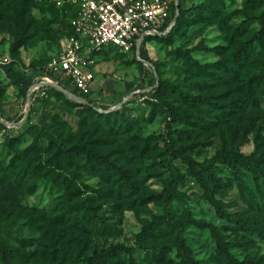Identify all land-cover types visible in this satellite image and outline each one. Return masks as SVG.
I'll list each match as a JSON object with an SVG mask.
<instances>
[{
	"label": "rangeland",
	"instance_id": "374dc122",
	"mask_svg": "<svg viewBox=\"0 0 264 264\" xmlns=\"http://www.w3.org/2000/svg\"><path fill=\"white\" fill-rule=\"evenodd\" d=\"M167 1L169 19L173 10L178 20L180 0ZM181 4L186 11L181 28L170 40L146 45L152 63L117 48L95 57L90 100L106 113L118 111L130 125L128 132L115 135L97 128L98 119L85 104L41 81L44 68L67 43L74 15L70 1L0 0V62H9L0 64V110L13 126H0V236L32 260L48 256L58 263L85 264L75 261L77 253L91 256L124 245L140 264H179L177 251L165 260L157 256L163 241H140L145 226L166 215L164 192L176 169L180 177L171 219L182 229L193 258L200 264H220L213 227L237 259L264 263V240L221 219L183 160L170 155L166 145L177 151L189 148L187 154L202 164L224 148L264 155V94L257 103H248L241 87L264 63V39H258L261 32L264 36V8L248 10L245 0ZM244 43L250 45L252 60L233 78L223 66L236 67L232 56ZM24 78L33 82L27 95L21 91ZM156 79L163 84L158 91ZM39 86L29 100L30 91ZM185 96L206 97L208 104L191 105ZM172 107L183 120H171ZM62 142L74 149L59 153ZM84 146L129 168L135 190L121 193L116 178H108L83 152ZM215 163L223 183L217 199L227 211L252 222L264 220L255 203L258 188L252 174ZM238 175L246 183L245 195L237 187ZM81 202H88L106 225L70 210ZM60 214L77 219L81 228L53 226L51 218ZM119 259L129 260L124 253Z\"/></svg>",
	"mask_w": 264,
	"mask_h": 264
},
{
	"label": "trees",
	"instance_id": "16d2710c",
	"mask_svg": "<svg viewBox=\"0 0 264 264\" xmlns=\"http://www.w3.org/2000/svg\"><path fill=\"white\" fill-rule=\"evenodd\" d=\"M245 7L248 10L255 9H263L264 8V0H245ZM176 12L179 14L178 20H176L175 26L173 29L165 36V37H156L150 38L148 42H145L140 51V58L147 62L152 63L146 45L147 43L155 40H170L174 34L181 28L182 20L185 19L186 11L183 10L181 0L180 4L177 6ZM175 12V13H176ZM168 20V24L165 26V30L169 27L171 22L175 20L176 14H173ZM72 34L71 25L69 30V35ZM236 34L234 33L233 36ZM263 32L260 33L258 39L263 41L264 36ZM250 45L249 43H244L241 49L233 55V60L236 67H229L227 65L223 66V69L226 70L227 74L233 78H236L238 74L239 68L244 67L246 63H250L252 60L251 53L249 51ZM207 50L208 48H202ZM104 51V50H103ZM102 51L96 54L99 55ZM190 61L194 64L193 60L189 58ZM11 67L7 68L8 72L11 74ZM242 91L244 92L246 102L255 104L257 103L259 95L264 94V63L262 65L261 72L254 76L251 79L244 80L242 83ZM21 91L23 95H27L31 87L33 86V82L30 78H24L21 84ZM59 86L63 89L71 92L74 96L78 98H83V96L78 92V90L74 89L68 82L59 81ZM163 84L159 79L155 80L154 88L156 91L162 87ZM53 90V89H52ZM57 92V91H55ZM61 94L60 92H57ZM62 95V94H61ZM88 101V104H85L84 107L89 108L94 111L98 122L97 128L101 130H107L112 134L119 135L121 133L128 132L130 129V125L127 120L123 117L119 116L118 111H112L106 113L108 110H104L103 108L97 107L89 98H85ZM185 101L191 105L198 104H208V100L206 97H192L185 96ZM103 110V112H100ZM171 120L175 123L184 119V116L180 115L175 108L172 107L170 112ZM0 117L4 118V114L0 110ZM3 126V124H0ZM5 128V127H4ZM30 129L39 130L38 127L32 126ZM99 129V130H100ZM46 132L45 130H43ZM168 146V151L170 155H173L176 159H182L186 167L188 168V173L191 177H193L197 183L200 185L201 189L204 192L205 199L208 201L210 205L213 206L217 215L223 219L233 222L240 226L244 231L249 233H254L258 237L264 240V220L257 219L252 222L248 219H243L237 216L236 214H232L227 211L225 204L219 201L218 195L220 191L223 189V183L221 178H219L216 174L217 165L215 162L218 161L219 164L228 166L238 173H240L242 168H246L252 176L254 183L256 184L257 192L255 195V203L259 210L264 215V155L257 157L255 153L250 156H245L241 154L236 149H223L220 150L213 160L209 164L199 163L195 158L191 155L187 154L189 148H181V150H175L170 143H166ZM74 149V146L68 145L65 142L61 143V147L58 149L59 153H68ZM83 152L88 156V158L101 166L107 175L108 178H116V186H119V190L121 193H128L130 191L135 190V186L132 181V174L129 168L125 167L123 164H119L116 161H111L102 154L96 152L92 148L84 146L82 148ZM34 173V170H31ZM179 172L176 169H173V174L170 180L168 187L166 188L165 200L163 201V206L166 210V215L156 218L152 223L145 226L142 234L140 235V241H146L147 239L156 241H163V245L158 248L157 256L161 260H165L166 257L174 251H177V258L180 261L179 264H200L193 258V253L191 248L187 245L186 240L183 236L182 229L179 228V225L174 223L171 217L173 216L171 209L174 206L176 201V189L179 184ZM236 184L242 195L247 193L246 183L241 178V175L236 176ZM158 199H161L158 197ZM70 210L74 213L84 214L85 217H88L92 221L96 223L104 224L102 218L98 216L97 212L93 209V207L88 202L77 203L74 207L72 206ZM50 223L53 226H66L71 225L72 227L80 229V223L77 219L72 216H68L67 214H60L56 217L51 218ZM212 231V235L215 239V243L217 246V260L220 264H264L258 263L256 260H248V261H240L237 259L232 253V246L227 243L222 236L218 233V231L210 227ZM44 247H47L44 244ZM147 248V247H145ZM154 250V248H150V250ZM156 250V248H155ZM126 254L129 260H121L119 257L122 254ZM0 255L4 261V264H9L7 262V258L18 259L21 260L22 264H63L62 262H57L55 257H46L45 260H32V258L26 254L21 253V251L13 246V244L7 241L5 238L0 236ZM45 256V255H44ZM75 261L82 262L85 264H140L134 258V251L131 248H128L124 245H113L107 249H102L100 251L96 250L91 256L76 254Z\"/></svg>",
	"mask_w": 264,
	"mask_h": 264
},
{
	"label": "built area",
	"instance_id": "2783aa9c",
	"mask_svg": "<svg viewBox=\"0 0 264 264\" xmlns=\"http://www.w3.org/2000/svg\"><path fill=\"white\" fill-rule=\"evenodd\" d=\"M74 8L72 34L68 36L63 53L44 68L41 81L50 87L59 81L68 82L88 102L95 83L96 54L117 48L140 59L139 49L150 38L165 37L175 26L168 24L171 4L167 0H69ZM148 45V43H147ZM1 56V52H0ZM0 64H9L4 58ZM41 86L32 89L29 100ZM103 112V110H101ZM5 129L13 126L0 117Z\"/></svg>",
	"mask_w": 264,
	"mask_h": 264
},
{
	"label": "water",
	"instance_id": "95a60500",
	"mask_svg": "<svg viewBox=\"0 0 264 264\" xmlns=\"http://www.w3.org/2000/svg\"><path fill=\"white\" fill-rule=\"evenodd\" d=\"M178 1V0H177ZM179 14V13H178ZM178 17V16H177ZM177 17H176V19H177ZM176 19H175V21H176ZM140 51H141V47H140V49H139V54H140ZM141 62H143V63H147V62H145V61H143L141 58L139 59ZM148 64V63H147ZM50 88H54V89H56V90H58V91H60V92H62V93H64V94H66L67 96H69L70 98H72V99H74V100H76V101H78V102H82V100L80 99V98H78V97H76V96H74L71 92H69V91H67V90H65V89H63L62 87H60V86H58V85H52V86H50ZM85 104H88V102H84Z\"/></svg>",
	"mask_w": 264,
	"mask_h": 264
}]
</instances>
